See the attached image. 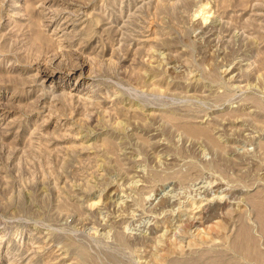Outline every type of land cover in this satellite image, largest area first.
Segmentation results:
<instances>
[{
    "label": "rangeland",
    "instance_id": "rangeland-1",
    "mask_svg": "<svg viewBox=\"0 0 264 264\" xmlns=\"http://www.w3.org/2000/svg\"><path fill=\"white\" fill-rule=\"evenodd\" d=\"M0 264H264V0H0Z\"/></svg>",
    "mask_w": 264,
    "mask_h": 264
},
{
    "label": "bare ground",
    "instance_id": "bare-ground-1",
    "mask_svg": "<svg viewBox=\"0 0 264 264\" xmlns=\"http://www.w3.org/2000/svg\"><path fill=\"white\" fill-rule=\"evenodd\" d=\"M209 191V190H208Z\"/></svg>",
    "mask_w": 264,
    "mask_h": 264
}]
</instances>
